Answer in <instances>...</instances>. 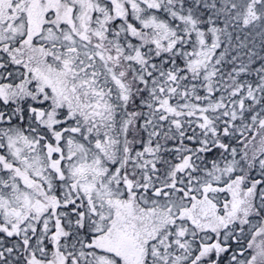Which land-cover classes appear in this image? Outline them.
Here are the masks:
<instances>
[{
  "label": "snow or ice",
  "instance_id": "6c2138e0",
  "mask_svg": "<svg viewBox=\"0 0 264 264\" xmlns=\"http://www.w3.org/2000/svg\"><path fill=\"white\" fill-rule=\"evenodd\" d=\"M0 264H264V0H0Z\"/></svg>",
  "mask_w": 264,
  "mask_h": 264
}]
</instances>
